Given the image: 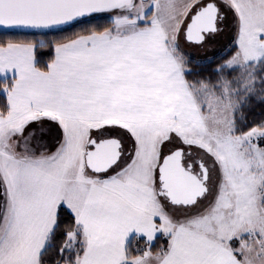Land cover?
I'll use <instances>...</instances> for the list:
<instances>
[{"label":"snow or ice","instance_id":"snow-or-ice-1","mask_svg":"<svg viewBox=\"0 0 264 264\" xmlns=\"http://www.w3.org/2000/svg\"><path fill=\"white\" fill-rule=\"evenodd\" d=\"M0 264H264V0H0Z\"/></svg>","mask_w":264,"mask_h":264}]
</instances>
